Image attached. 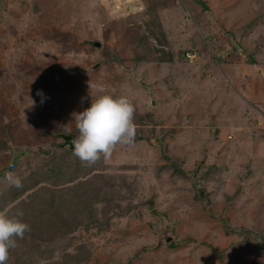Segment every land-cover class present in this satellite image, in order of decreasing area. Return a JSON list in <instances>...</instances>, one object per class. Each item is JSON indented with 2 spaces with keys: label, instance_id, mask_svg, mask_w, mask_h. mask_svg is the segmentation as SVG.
<instances>
[{
  "label": "rangeland",
  "instance_id": "374dc122",
  "mask_svg": "<svg viewBox=\"0 0 264 264\" xmlns=\"http://www.w3.org/2000/svg\"><path fill=\"white\" fill-rule=\"evenodd\" d=\"M263 74L264 0H0L7 264H264ZM94 85L138 128L89 166Z\"/></svg>",
  "mask_w": 264,
  "mask_h": 264
},
{
  "label": "clouds",
  "instance_id": "9594fccd",
  "mask_svg": "<svg viewBox=\"0 0 264 264\" xmlns=\"http://www.w3.org/2000/svg\"><path fill=\"white\" fill-rule=\"evenodd\" d=\"M93 87L101 94L91 101L90 107L75 115L79 135L71 142L73 154L89 166L101 158H110L116 145L133 144L138 128L131 100L104 94L102 85ZM37 95L43 94L38 91ZM5 180L10 186L22 187L21 179L13 172L6 173ZM22 216V212L11 216L0 212V264H7L9 252L17 247V240L31 231L30 225L22 221Z\"/></svg>",
  "mask_w": 264,
  "mask_h": 264
},
{
  "label": "water",
  "instance_id": "95a60500",
  "mask_svg": "<svg viewBox=\"0 0 264 264\" xmlns=\"http://www.w3.org/2000/svg\"><path fill=\"white\" fill-rule=\"evenodd\" d=\"M97 68L98 67H95V69H97ZM61 138H62V140L64 142V146H68V147H70L73 150V145H72L71 142H72V140H75V139H73L70 136H65V135L61 136Z\"/></svg>",
  "mask_w": 264,
  "mask_h": 264
},
{
  "label": "trees",
  "instance_id": "16d2710c",
  "mask_svg": "<svg viewBox=\"0 0 264 264\" xmlns=\"http://www.w3.org/2000/svg\"><path fill=\"white\" fill-rule=\"evenodd\" d=\"M90 44H91L92 46H95V45H96V43H95V42H91ZM242 55H243V54H242ZM247 59H248V61H249L250 63H252V64L254 65V67H257V69H258V72H259V70H260V72H262V71H261V69H259V68H258V66H256V64H255V62H254L253 60H251V59H249V58H247ZM263 75H264V74H263ZM225 229H226V231H225V232H226L227 234H231V233L233 232V230H232V229H231V230H230V229H228V228H225Z\"/></svg>",
  "mask_w": 264,
  "mask_h": 264
},
{
  "label": "bare ground",
  "instance_id": "6f19581e",
  "mask_svg": "<svg viewBox=\"0 0 264 264\" xmlns=\"http://www.w3.org/2000/svg\"><path fill=\"white\" fill-rule=\"evenodd\" d=\"M72 11V10H71ZM74 13V12H73Z\"/></svg>",
  "mask_w": 264,
  "mask_h": 264
}]
</instances>
